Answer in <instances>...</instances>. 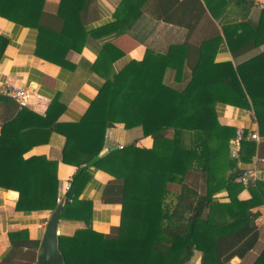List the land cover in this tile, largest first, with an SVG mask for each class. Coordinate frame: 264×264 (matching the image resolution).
<instances>
[{
	"label": "trees",
	"instance_id": "1",
	"mask_svg": "<svg viewBox=\"0 0 264 264\" xmlns=\"http://www.w3.org/2000/svg\"><path fill=\"white\" fill-rule=\"evenodd\" d=\"M93 1L59 0L51 20L43 14L44 0H0V18L36 30L35 57L74 70L67 54H78L96 43L86 29ZM198 1H120L113 13L116 29L98 44L89 66L90 72L110 84L105 120L59 126L56 119L63 106L57 97L50 101L44 127L64 137L61 161L75 168L60 201L56 163L37 157L22 160L27 147L14 145L20 137V131L13 129L15 120L1 125L0 189L17 193L14 210L52 212L61 202L58 219L84 225L69 237H56L62 264H194L196 257L198 264H226L255 246L259 214L253 210L264 205V182L249 187L245 201L236 198L243 185L234 183L241 175L236 164L249 162L255 143L242 141L238 158L230 159L229 141L235 130L218 123L216 107L252 110L258 136H264V121L257 115V107H264V50L235 62V53L244 47L252 51L264 46V10L253 25L224 21L219 31L212 25L214 35L196 46L186 37L163 54L147 48L140 61L128 60L109 75L112 65L140 43L135 26L142 18L191 34L206 12L216 21L231 5L247 13L253 4V0H200L205 12ZM221 40L233 58L217 63L214 56ZM5 46L0 36V60ZM167 69L176 83L182 81L185 69L188 78L179 87L167 85ZM0 102L14 103L1 95ZM117 124L124 130L140 128L143 137L151 138V147L127 145L99 156L105 131ZM89 168L111 178L102 187L101 199L120 207L118 226L108 235L90 230V203L77 198L90 178ZM190 171L204 177L203 193L185 182ZM168 185L179 187L172 203L166 202ZM221 190L228 201L213 202V195ZM8 241L13 250L22 244L37 247L25 231L9 233ZM251 264H264V246Z\"/></svg>",
	"mask_w": 264,
	"mask_h": 264
},
{
	"label": "crops",
	"instance_id": "2",
	"mask_svg": "<svg viewBox=\"0 0 264 264\" xmlns=\"http://www.w3.org/2000/svg\"><path fill=\"white\" fill-rule=\"evenodd\" d=\"M120 1L94 0L90 4L86 15V29L89 37L96 43L87 45L78 54L72 52L67 54L66 61L75 67L74 70H71L69 66H55L35 57L36 30L20 27L0 18V36L6 40L3 57L0 60V86L9 84L28 91V99L24 106H19L15 102H9L10 104L0 102V128L3 123L11 119L15 120L13 129L20 131V137L19 141L14 142V145L16 148L27 147V151L22 155V160L37 157L44 158L47 162L56 163L58 201L64 196L65 188L69 187L75 168L62 163L61 149L65 139L53 128L44 127L45 112L50 101L57 97L63 106L62 113L56 119V124L59 126L105 120L110 84L107 80L90 72L89 66L95 61L98 44L105 42L106 37L116 29L113 13ZM222 1L226 2V0ZM58 3L59 0H44L42 11L46 18L52 17L51 20H53ZM198 5L202 6L206 12L200 0ZM261 10H264V0H253V4L247 13L241 7L231 5L216 21L206 12L205 16L210 19V22L206 19L207 17H202L201 21L196 23L197 26L191 34H186L185 29L181 27L164 23L153 24V22H148L142 18L135 26L136 31L140 33L138 35L140 43L112 65L109 75L128 60L140 61L147 48L155 53L163 54L169 46L183 43L186 37L192 46H196L200 40L214 35L212 25L217 31L224 21L234 23L243 20L253 25L257 22ZM248 50L249 46H246L236 52L235 62H242L263 51L264 46L252 51ZM232 58L223 40H221L215 51L214 61L220 63L230 61ZM187 78L188 72L185 69L182 81L176 83L173 80L172 71L167 69L164 81L167 85L179 87L184 84ZM37 96L40 98L37 99ZM23 111L28 112V114ZM216 114L217 121L221 126L233 128L235 132L239 130L245 134L248 132L255 133L258 137V141L254 142L256 147L254 156L250 158L248 163L238 162L236 164V169L240 173L248 172L250 176L247 180H250L251 184L248 187H245L244 184L243 189L236 195L238 200L245 201L250 197L248 188L253 186L255 182H264V136H258V127L252 110L218 105ZM257 115L261 117V121H264V107H257ZM127 145L149 149L152 140L149 136L143 137L140 128L124 130L122 125L117 124L105 131L103 148L99 156L106 153L110 148L119 149ZM87 172L90 178L77 198L80 201L90 203V230L108 235L112 228L118 226L120 212L118 204H106L101 199L102 187L111 178L107 174L91 168ZM191 173L195 175L193 184L188 182L187 178ZM187 177L185 178L186 183L194 189L196 188L195 190L199 194L204 192V177L201 173L190 171ZM234 183H236V179ZM178 190V186L168 185L170 194L166 200L167 203L173 202L174 195L177 194ZM17 198L16 192L0 189V263L33 264L44 226L51 212L36 211L29 214L16 212L14 207ZM212 201L218 204L226 203L228 196L224 190H221L213 195ZM253 211H257L259 214L255 220L258 230L255 246L244 257H234L226 264H251L264 246V205ZM83 228L84 225L81 222L58 219L56 230L59 232V236L69 237L76 230ZM18 231H25L27 240L36 242L37 247L32 248L22 244L15 250L10 248L8 234ZM194 264H198L197 257Z\"/></svg>",
	"mask_w": 264,
	"mask_h": 264
},
{
	"label": "built area",
	"instance_id": "3",
	"mask_svg": "<svg viewBox=\"0 0 264 264\" xmlns=\"http://www.w3.org/2000/svg\"><path fill=\"white\" fill-rule=\"evenodd\" d=\"M0 95L14 101L19 106H24L28 99V91L18 86L4 84L0 86ZM40 97L37 96V99ZM242 141L257 142L258 137L255 133L248 132L243 135L242 131H236L234 137L229 141V158L236 160L240 151V143ZM248 172H242L241 175L236 179V183L244 185L249 178ZM68 188H65L67 191ZM55 236H59V232L55 231ZM2 264V263H0ZM35 264V263H33Z\"/></svg>",
	"mask_w": 264,
	"mask_h": 264
},
{
	"label": "water",
	"instance_id": "4",
	"mask_svg": "<svg viewBox=\"0 0 264 264\" xmlns=\"http://www.w3.org/2000/svg\"><path fill=\"white\" fill-rule=\"evenodd\" d=\"M116 148H110L114 150ZM105 153H102L103 156ZM251 184L250 180H247L245 187ZM61 202L57 204L55 209L51 212L42 233L40 244L38 247L35 263L36 264H62L61 257L56 248V237L55 231L58 222L59 210Z\"/></svg>",
	"mask_w": 264,
	"mask_h": 264
},
{
	"label": "rangeland",
	"instance_id": "5",
	"mask_svg": "<svg viewBox=\"0 0 264 264\" xmlns=\"http://www.w3.org/2000/svg\"><path fill=\"white\" fill-rule=\"evenodd\" d=\"M159 1H161V0H159ZM125 143V142H124ZM126 143H129V142H126ZM187 177V176H186ZM188 182H190V183H192L193 184V178H195V175L193 174V173H191V175H189L188 177ZM196 189V188H195Z\"/></svg>",
	"mask_w": 264,
	"mask_h": 264
}]
</instances>
